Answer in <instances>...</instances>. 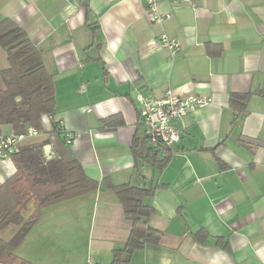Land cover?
Instances as JSON below:
<instances>
[{
  "label": "crops",
  "instance_id": "1",
  "mask_svg": "<svg viewBox=\"0 0 264 264\" xmlns=\"http://www.w3.org/2000/svg\"><path fill=\"white\" fill-rule=\"evenodd\" d=\"M84 1L0 0V20L24 29L53 76L55 111L23 143L47 139L98 184L44 207L17 254L32 264L109 263L131 226L112 185L129 183L150 189L143 202L160 236L126 264H264V0H158L162 22L148 19L146 0ZM162 32L179 40L176 52L156 43ZM167 88L212 101L174 121L177 150L158 167L134 153L135 96ZM234 94L248 95L244 110L231 106ZM14 171L0 159V186Z\"/></svg>",
  "mask_w": 264,
  "mask_h": 264
},
{
  "label": "trees",
  "instance_id": "2",
  "mask_svg": "<svg viewBox=\"0 0 264 264\" xmlns=\"http://www.w3.org/2000/svg\"><path fill=\"white\" fill-rule=\"evenodd\" d=\"M84 4L86 6L87 0ZM0 47L7 60V66L0 70V136L3 125H10L15 133L24 131L27 126L42 132L43 117H51L56 107L53 76L44 65L37 46L29 40L24 29L9 18L0 20ZM247 96L232 95L231 106L244 110ZM51 126L61 131L59 122L51 121ZM141 126L134 138V153L158 167L163 166L177 146L149 145ZM45 144H48L47 139L32 138L10 157L15 171L0 186V233L8 224L19 225V228L8 240L0 235L1 264H32L20 257L17 249L41 210L97 189V182L84 173L76 159L65 161L54 157L47 160L43 152ZM112 189L131 226L124 246L113 252L107 264H126L136 249H141L145 243H156L160 234L147 220L151 208L143 202V197L150 189L129 183L112 185ZM30 203L32 210L24 217L23 211Z\"/></svg>",
  "mask_w": 264,
  "mask_h": 264
},
{
  "label": "built area",
  "instance_id": "3",
  "mask_svg": "<svg viewBox=\"0 0 264 264\" xmlns=\"http://www.w3.org/2000/svg\"><path fill=\"white\" fill-rule=\"evenodd\" d=\"M195 5L193 0H173ZM146 15L151 22H162L168 14L157 10L158 0H146ZM159 46L168 49L171 53L178 50L180 43L175 37L162 32L156 39ZM138 104V113L144 127L146 141L149 145L174 146L180 141V131L174 121L185 114L211 103L212 99L204 94H189L180 96L171 88H167L161 95L154 96L138 92L135 96ZM50 117V116H49ZM39 131L33 126H27L24 131L0 136V159L10 158L23 142L29 137H36ZM80 132H67L65 142L71 143ZM86 264H95L89 259Z\"/></svg>",
  "mask_w": 264,
  "mask_h": 264
},
{
  "label": "water",
  "instance_id": "4",
  "mask_svg": "<svg viewBox=\"0 0 264 264\" xmlns=\"http://www.w3.org/2000/svg\"><path fill=\"white\" fill-rule=\"evenodd\" d=\"M43 152H44V156L47 160L55 157V154L51 151V145L50 144H45L43 146Z\"/></svg>",
  "mask_w": 264,
  "mask_h": 264
},
{
  "label": "rangeland",
  "instance_id": "5",
  "mask_svg": "<svg viewBox=\"0 0 264 264\" xmlns=\"http://www.w3.org/2000/svg\"><path fill=\"white\" fill-rule=\"evenodd\" d=\"M28 211H29V208L26 209V210H24L23 212H24V214L26 215V214L28 213Z\"/></svg>",
  "mask_w": 264,
  "mask_h": 264
}]
</instances>
